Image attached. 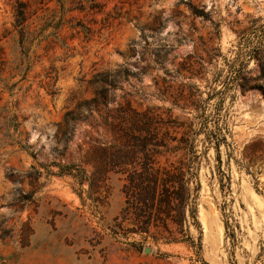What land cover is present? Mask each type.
Wrapping results in <instances>:
<instances>
[{
	"label": "rangeland",
	"instance_id": "1",
	"mask_svg": "<svg viewBox=\"0 0 264 264\" xmlns=\"http://www.w3.org/2000/svg\"><path fill=\"white\" fill-rule=\"evenodd\" d=\"M77 1L0 0V264H264V0H84L64 12ZM119 105L184 125H163L171 136L192 130L189 241L114 235L113 172L97 201L88 181L49 173L94 172L91 148L111 140Z\"/></svg>",
	"mask_w": 264,
	"mask_h": 264
},
{
	"label": "trees",
	"instance_id": "2",
	"mask_svg": "<svg viewBox=\"0 0 264 264\" xmlns=\"http://www.w3.org/2000/svg\"><path fill=\"white\" fill-rule=\"evenodd\" d=\"M63 1V0H60ZM91 1L90 8L97 6V0ZM64 8V12L85 11L84 0L77 4ZM27 16L24 3H20L16 14V25L22 35L21 43L25 44V22ZM77 27V26H73ZM86 36L89 29L82 25ZM25 46V45H24ZM95 81L114 85L108 75L98 74ZM108 86L97 91L102 100H106ZM98 96L91 101L97 102ZM81 105H79L80 107ZM76 119L74 112L66 113L67 124ZM107 130L111 135L110 141H99L92 146V156L99 161L96 169L91 174L87 169L78 164H59L56 173L50 174L70 175L79 181L82 187L85 181L89 183V198H93L95 187L100 182L108 179L113 172L122 180L121 192L124 202L120 213L115 218L111 228L114 235L128 238L132 234L142 236L143 241L152 238L156 241L187 242L191 239L189 229L186 226L189 216H194L189 208L194 191L199 189L194 161L196 155L188 157L192 151L190 144L191 129L184 130L180 138L171 136L169 131H162L163 125L175 128L184 127L174 120L165 121L163 117L155 113V108L138 110L131 106L119 105L116 116L106 122ZM66 130V140L69 138ZM183 151L181 158L176 161L161 164L158 156L166 153ZM195 155V156H194ZM88 159V158H87ZM85 160L90 163L92 160ZM196 183V186L193 184ZM83 188L80 190L82 197ZM83 198V197H82ZM126 264V263H124Z\"/></svg>",
	"mask_w": 264,
	"mask_h": 264
},
{
	"label": "water",
	"instance_id": "3",
	"mask_svg": "<svg viewBox=\"0 0 264 264\" xmlns=\"http://www.w3.org/2000/svg\"><path fill=\"white\" fill-rule=\"evenodd\" d=\"M144 251H145L146 253H151V248H150V247H146V248L144 249Z\"/></svg>",
	"mask_w": 264,
	"mask_h": 264
}]
</instances>
